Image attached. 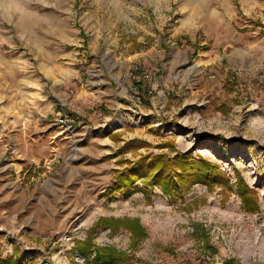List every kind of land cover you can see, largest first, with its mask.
Here are the masks:
<instances>
[{
    "label": "rangeland",
    "instance_id": "1",
    "mask_svg": "<svg viewBox=\"0 0 264 264\" xmlns=\"http://www.w3.org/2000/svg\"><path fill=\"white\" fill-rule=\"evenodd\" d=\"M180 154L234 190L240 171L259 212L203 183L106 193ZM86 240L121 264H264V0H0V262L88 264Z\"/></svg>",
    "mask_w": 264,
    "mask_h": 264
},
{
    "label": "trees",
    "instance_id": "2",
    "mask_svg": "<svg viewBox=\"0 0 264 264\" xmlns=\"http://www.w3.org/2000/svg\"><path fill=\"white\" fill-rule=\"evenodd\" d=\"M236 189L234 190L231 178L222 170L220 165L204 158H188L180 154L173 160L165 156L158 159L143 157L137 162H128L123 170L115 173V183L106 193L108 195L120 191H132L139 181H144V193L147 198L151 197L154 187H159L164 195L174 199L183 197L182 187L187 189L196 183H203L208 188L221 187L226 191L233 192L241 198L243 208L248 213H257L260 210L259 197L256 191L252 190L240 171H235ZM95 226H102L105 229L117 233L126 230L131 234L132 247L136 248L139 243L146 239L148 234L139 219H115L110 217L100 218ZM78 252L90 263L93 252L95 260H102L104 264H121L126 257L125 254H116L111 248H100L91 241L80 242ZM0 264H18L16 259L7 258ZM225 264H237L235 260H227Z\"/></svg>",
    "mask_w": 264,
    "mask_h": 264
},
{
    "label": "built area",
    "instance_id": "3",
    "mask_svg": "<svg viewBox=\"0 0 264 264\" xmlns=\"http://www.w3.org/2000/svg\"><path fill=\"white\" fill-rule=\"evenodd\" d=\"M146 77H150L149 75H147ZM61 123L65 124V125H70L68 124V121L67 120H60Z\"/></svg>",
    "mask_w": 264,
    "mask_h": 264
}]
</instances>
